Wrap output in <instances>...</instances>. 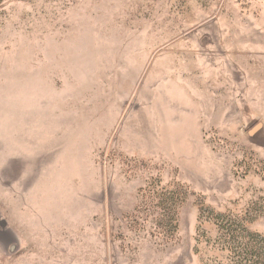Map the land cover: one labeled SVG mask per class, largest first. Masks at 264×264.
Here are the masks:
<instances>
[{"label":"rangeland","instance_id":"1","mask_svg":"<svg viewBox=\"0 0 264 264\" xmlns=\"http://www.w3.org/2000/svg\"><path fill=\"white\" fill-rule=\"evenodd\" d=\"M0 1V264L262 256L264 0Z\"/></svg>","mask_w":264,"mask_h":264},{"label":"trees","instance_id":"2","mask_svg":"<svg viewBox=\"0 0 264 264\" xmlns=\"http://www.w3.org/2000/svg\"><path fill=\"white\" fill-rule=\"evenodd\" d=\"M1 2V1H0ZM242 222L243 223H241L242 224V228H243V230L245 231H247V227H245V223H244V221L242 220ZM250 234L251 235H253V233H251L250 232ZM236 241H238V239H236ZM239 242V241H238ZM251 242V241H250ZM252 245V247L253 248H251L250 246H249V244H247L246 246H247V248H248V251H245V252H242V253H238V252H236V250H238V249H236V247L237 246H233L232 245V243H228V244H226L225 246H224V248L223 249H226V250H229V252L231 251V252H233V258L234 259H236V256H237V254H239V255H242V254H245L244 255V258H242L241 260H240V262H241V264H264V252L262 251V252H260L261 250H260V248L261 247H259L258 249L260 250L259 252L260 253H262V256H261V254H256V255H254L255 256V260L253 259V257H249V249H254V246H253V243L251 244ZM230 252V253H231ZM251 252H252V250H251ZM232 254V253H231ZM244 261H246V262H244ZM231 263V262H230ZM235 263L237 264V262L235 261ZM235 263H232V264H235Z\"/></svg>","mask_w":264,"mask_h":264}]
</instances>
